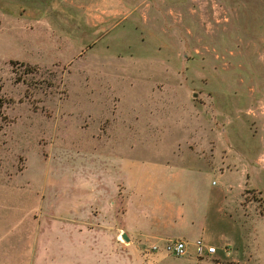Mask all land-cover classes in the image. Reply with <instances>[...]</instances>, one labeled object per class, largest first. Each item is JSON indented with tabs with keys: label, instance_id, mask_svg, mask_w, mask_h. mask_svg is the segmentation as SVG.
<instances>
[{
	"label": "rangeland",
	"instance_id": "374dc122",
	"mask_svg": "<svg viewBox=\"0 0 264 264\" xmlns=\"http://www.w3.org/2000/svg\"><path fill=\"white\" fill-rule=\"evenodd\" d=\"M233 137L250 156L264 147V0H0V264H30L34 211L96 157L187 168L168 182L228 179L235 199L245 168L264 186L241 153L220 174ZM206 158L207 175L188 170ZM242 201L264 212L262 190Z\"/></svg>",
	"mask_w": 264,
	"mask_h": 264
},
{
	"label": "crops",
	"instance_id": "0c3cea01",
	"mask_svg": "<svg viewBox=\"0 0 264 264\" xmlns=\"http://www.w3.org/2000/svg\"><path fill=\"white\" fill-rule=\"evenodd\" d=\"M185 119L182 125H198L191 116ZM154 136L156 141L162 139L161 134ZM110 137L102 136L105 141ZM196 137L191 132L183 139L189 149L188 140L199 142ZM241 138L233 137L232 144L226 145L229 150L223 149L217 166L222 176L238 171L242 161L234 158L235 153L245 155L249 170L258 160V169L264 171V147L250 156L239 151ZM197 148L200 154L191 151L203 156L205 148ZM97 159L94 158L88 179L79 173L78 180L62 187V196L59 194L52 204L34 211L41 228L29 232L28 263L264 264V212L251 201L247 205L253 206L254 212H247L242 201L246 186L264 192L263 185L250 184L251 170L245 168L240 173L242 183L235 199L230 197L233 187L228 179L219 187L198 181L168 182L170 177L159 174L176 175V171L187 168L146 167L140 161L128 165L121 159L113 167L99 168ZM209 167L207 159L205 166L188 170L202 178ZM215 221L221 226L212 232L209 223ZM198 238L215 245L216 251L204 248L200 253L195 244ZM172 239L186 241L185 255L176 256L167 249L166 244Z\"/></svg>",
	"mask_w": 264,
	"mask_h": 264
},
{
	"label": "built area",
	"instance_id": "2783aa9c",
	"mask_svg": "<svg viewBox=\"0 0 264 264\" xmlns=\"http://www.w3.org/2000/svg\"><path fill=\"white\" fill-rule=\"evenodd\" d=\"M198 251L201 253L204 248H207L209 252L216 251L215 245H207L202 238H198L195 241ZM167 249L176 256H182L187 253V243L183 239H172L166 244Z\"/></svg>",
	"mask_w": 264,
	"mask_h": 264
}]
</instances>
